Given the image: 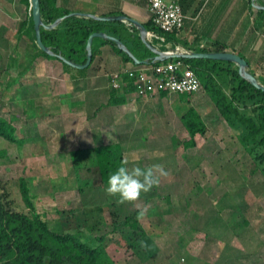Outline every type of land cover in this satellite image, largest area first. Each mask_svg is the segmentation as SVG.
Segmentation results:
<instances>
[{"label": "rangeland", "instance_id": "rangeland-1", "mask_svg": "<svg viewBox=\"0 0 264 264\" xmlns=\"http://www.w3.org/2000/svg\"><path fill=\"white\" fill-rule=\"evenodd\" d=\"M176 1L184 8L186 24L178 37L180 44L172 49L190 40L201 44L210 38L206 48L219 52L220 43H215L221 39L218 1L212 0L217 12L213 17L207 0ZM59 5L73 13L94 15V0H59ZM247 10L242 16L250 22L255 12L251 6ZM31 13V4L0 0V116L14 123L25 140L19 146L0 137V151L4 152L0 186L12 209L32 214L20 192V179L24 178L36 212L52 231L79 234L92 245L105 236L115 264H264V151L256 147L250 153L222 115L232 76L221 68L205 71L199 76L201 89L192 97L167 95L149 100L161 108V112L157 108L151 112L160 117L156 125L146 119L147 124L139 120L135 128L128 127L125 124L130 119L118 121L108 110L90 120L89 108L106 104L107 94H89L85 85L76 98L74 87L66 93L69 83L58 70L62 65L42 57L35 47ZM211 26L215 28L209 34ZM250 41L244 39L238 51L252 61L250 69L262 84L264 69L259 65L264 63L258 62ZM194 45L192 49H198ZM44 61L49 67L43 66ZM222 62L239 70L235 63ZM212 65L206 62L204 69ZM208 76L214 80L210 82ZM191 108L207 129L196 136V147L187 149L190 136L181 118ZM101 143L120 144L129 167L162 164L169 176L159 187L142 193L136 203L118 204L117 198L106 194L94 167L92 151ZM77 149L84 150L80 165L89 166L90 172L75 170L72 156ZM144 209L139 227H121L126 216ZM126 242L135 247L127 248Z\"/></svg>", "mask_w": 264, "mask_h": 264}, {"label": "trees", "instance_id": "trees-1", "mask_svg": "<svg viewBox=\"0 0 264 264\" xmlns=\"http://www.w3.org/2000/svg\"><path fill=\"white\" fill-rule=\"evenodd\" d=\"M21 1L28 7L30 6V0ZM40 6L42 20L46 25H51L57 20L62 19L61 23L55 29L47 30L43 27L41 28L43 44L55 55H61L75 64L83 65L87 61V44L90 36L94 33H104L121 40L140 62L147 61L148 64H151L155 59V53L147 48L141 39L139 30L135 27L130 28L123 22H104L92 18L69 17V14L75 11H72V9L66 6L59 5V0H40ZM260 13L263 12L260 11ZM111 15L120 16L124 14L122 12H113ZM102 16L107 17L108 15ZM262 21L264 22V14ZM144 26L148 31H154L164 35L166 43L172 44L171 47L177 43L180 44L178 37L183 31L178 35L160 32L154 26L151 19ZM30 27L35 40V47L39 54L47 59L60 61L57 57L46 54L38 47L32 13ZM262 33L264 35V30ZM30 35L31 33L28 34V36ZM104 45H110L116 54L123 58L124 62H130L134 65L133 60L127 53L121 51L117 44L106 39L95 38L92 45L91 66L95 59L101 55V47ZM186 49L196 51L194 53L207 52V50L201 48L192 49L190 47ZM217 51L220 50L217 49ZM238 55L246 60L249 69L253 66L249 58L240 53ZM258 56V62L264 63V46ZM180 59L188 64L198 77L200 74L204 75L205 71L208 73L220 68L225 70L226 75L232 76L229 84V99L222 108V115L230 123L231 127L239 133L241 142L248 148L250 153L256 147L264 151V92L252 86L232 66L226 67L222 61L196 59L199 62L192 63L195 59ZM206 62L213 63L211 69H204ZM258 62L257 64L259 65ZM61 63L65 68L72 69L67 64ZM259 67L264 69V64L263 66L259 65ZM89 68L81 70L80 72H86ZM249 73L257 78V74L253 70L251 71L250 69ZM208 77L210 82L214 80L213 76ZM125 80L128 83L127 77H125ZM257 80L260 79L257 78ZM260 82L264 85L263 81ZM124 88L125 90L122 89L121 92H113L107 107L123 105L127 102L124 92L128 91L133 93L134 89L129 83ZM166 94H163V96L168 95ZM181 96L192 97L191 95ZM181 121L190 136L185 147L187 149L196 147V136L204 135L206 132L205 122L193 108L189 109L183 115ZM0 137L19 146H23L25 143V140L19 137L18 129L14 123L1 116ZM83 152L84 150L82 149H77L74 152L72 156L73 166L76 168V171L83 168L90 172L91 169L89 166H86V164L84 166L80 165L79 158ZM92 153L94 156V167L97 170L103 188H106L109 175L125 159L123 147L120 144L106 145L101 143L93 148ZM2 154L4 152L0 151V157ZM261 155L264 161V152ZM80 190L83 189L81 188ZM20 192L26 207L32 212L31 216L14 211L11 203L8 201L7 194L0 186V264H115L109 255L105 236L97 239L98 245H92L90 241L83 240L79 234H61L52 231L45 218L36 212L28 182L24 178L20 179ZM138 214L139 211L135 210L132 214L126 216L121 223V227H130L133 229L139 227ZM121 239L125 240V238ZM126 245L127 248L135 247V244L131 243H127Z\"/></svg>", "mask_w": 264, "mask_h": 264}, {"label": "crops", "instance_id": "crops-1", "mask_svg": "<svg viewBox=\"0 0 264 264\" xmlns=\"http://www.w3.org/2000/svg\"><path fill=\"white\" fill-rule=\"evenodd\" d=\"M169 1H176V0H169ZM216 1H218V5H220L219 7L220 10L218 9L217 12L218 15L220 16V23H219L220 27L218 33H219V37L221 36V39L218 42L215 41L216 44L220 43L219 45L222 48L219 49L220 50L219 52H230V53L232 52L235 54L240 53L246 56L243 51L240 52L238 51V49H240L239 44L242 43L243 40L247 38L251 40L250 47H252V51L253 48H255L253 52H255L256 55L258 56L262 51V47L264 46V42H263L264 35L262 33L264 30V22L262 21L264 14V0H256L255 3H253L252 0L251 2H249L248 0H216ZM206 3H208L209 14L210 16L213 17L214 13L217 14V12H215L214 10L216 6L212 7V0H207ZM254 4H256V6H254ZM147 6L149 5L146 4V0H144L143 2L139 0H117V1L94 0V15L99 17H105L102 15H108L107 17H112L113 15L111 14L113 12H122L125 16L135 19L144 25L149 23L151 19L148 10L149 8ZM250 6L252 10L255 12V14L253 20L249 22V18L248 20L243 19L242 15L245 13V11H248L247 9H249ZM257 6H260L262 8L259 9ZM182 9L184 8L182 7ZM260 11H262L263 13H260ZM222 16L224 17L222 18ZM231 16L233 17V20L230 21L229 24L228 19L231 20L232 19ZM214 28L215 27L213 26L210 27L209 30L211 32H209V34L213 33ZM191 38L192 37H190V39ZM206 41H212V40L210 38L204 39V41H202L201 44L196 43L193 40H190V43H185L186 45L184 46L180 45V46L183 48H190V47L192 48L195 46L194 44H196L198 48L207 50V52H215V50H213L214 48L210 47L209 48L210 50L206 48V43H207ZM155 43L156 42L151 44L155 45ZM166 45L170 46L169 43L168 44L166 43ZM224 48L226 50H224ZM163 49H165V47H163ZM188 51L196 52L193 50H188ZM247 51H250V49H248ZM53 61H56L60 65H62V67H58V70L62 71V75L64 76L65 81L69 83L67 85L66 93H68V89L70 90L72 89V87H74L72 95L73 97L76 98L81 93L80 88L84 87L83 85H85L86 87L84 91L85 90L88 91L89 94H96V93L107 94L106 104H102L99 107L97 106L95 109L94 107L89 108L90 116H88V119L90 120L96 119L101 111L108 110L113 112V118L118 119V121L121 120L127 121L128 119H130L127 121L125 125L132 128H135L137 126L139 120L144 121L146 119H149L151 122L148 123L151 125L153 124L156 125V122L160 121V117H158L154 113H151L152 111L156 110V108L160 109L161 112L160 105H158V103L153 104L149 102V100H153L156 98L159 99L163 96V94H166L165 92H161L159 96L153 99H142L137 97L134 91L133 93L127 91L124 92L127 98V102L125 104L107 107L108 101L110 100V97L113 94V92L122 91V89L116 90L112 87L111 84L112 75L121 73L123 70L133 67V65L130 62H124L123 58L117 55L114 49L110 45H104L101 47V55L95 59L92 66L86 72H80L81 70L76 68L67 69L63 66V64L60 61L58 60H53ZM43 66L46 68L49 67V62L44 61ZM259 69L260 68H258V70ZM123 89L125 90V88ZM69 95L68 96L71 98V94ZM79 110L86 111V108H80ZM119 110L122 111L120 115L119 113H117V111ZM150 113L152 115H149ZM146 121L144 122L147 124ZM92 132L93 135L91 138H94V128L92 129ZM126 135H128V132H126Z\"/></svg>", "mask_w": 264, "mask_h": 264}, {"label": "built area", "instance_id": "built-area-1", "mask_svg": "<svg viewBox=\"0 0 264 264\" xmlns=\"http://www.w3.org/2000/svg\"><path fill=\"white\" fill-rule=\"evenodd\" d=\"M148 10L152 23L160 32L178 35L183 31L186 16L178 2L150 0ZM125 24L130 28L134 27L130 23ZM146 37L150 43L156 42L152 45L162 56L157 57L155 54L151 64L147 61L140 65L134 64L132 68L112 75V87L121 90L129 83L136 96L142 99H153L161 92L176 96L197 94L201 89L200 78L188 64L180 59L194 52L179 46L172 49L171 45H166L165 36L154 31H148Z\"/></svg>", "mask_w": 264, "mask_h": 264}, {"label": "water", "instance_id": "water-1", "mask_svg": "<svg viewBox=\"0 0 264 264\" xmlns=\"http://www.w3.org/2000/svg\"><path fill=\"white\" fill-rule=\"evenodd\" d=\"M252 1H253V3L255 2V0H252ZM30 4H31V9H32V17H33L35 34H36V42H37L38 47L43 52H45L46 54H48L50 56L57 57L64 64H67L68 66H70L72 68L79 69V70H84V69L89 68L91 66V63H92V45H93V41L95 38L106 39V40H109V41L117 44L118 48L121 51L127 53L128 56L133 60V63L135 65H140L141 63H145V62H140L139 60H137L121 40L114 38L112 36L106 35L104 33H94L90 36V38L88 40V44H87V52H88L87 61L83 65L75 64V63L65 59L61 55H55L49 48H47L43 44V41L41 38V28L43 27L47 30L55 29L57 27V25L61 23L62 19L57 20L55 23H53L51 25H46L42 20L40 0H30ZM258 8L261 9L262 7L259 6ZM69 17L92 18V19L104 21V22L130 23L136 29L139 30L141 39L143 40L144 44L152 52H154L157 55V57L162 56V54L158 50H156L154 48V46L147 40L146 36H147L148 30L146 29V27L143 24H141L140 22H138L137 20L132 19L128 16L121 15V16H112V17H99V16H95L93 14H87V13H71V14H69ZM185 58L186 59L227 61V62L235 63L239 67L238 71H239V74L241 75V77H243L248 82H250L252 84V86H254L255 88L264 92V85L259 83L257 78L255 76H253L251 73L244 72L245 71L244 69L248 68V63L246 62V60L244 58H242L238 54L230 53V52L191 53V54L186 55Z\"/></svg>", "mask_w": 264, "mask_h": 264}, {"label": "clouds", "instance_id": "clouds-1", "mask_svg": "<svg viewBox=\"0 0 264 264\" xmlns=\"http://www.w3.org/2000/svg\"><path fill=\"white\" fill-rule=\"evenodd\" d=\"M129 163V160L125 158L108 177L105 192L108 196L117 198L118 204L136 203L142 193H148L154 187H159L162 179L169 176L162 164L142 168L138 165L129 167ZM145 212L146 209L141 210L137 218L143 217Z\"/></svg>", "mask_w": 264, "mask_h": 264}]
</instances>
